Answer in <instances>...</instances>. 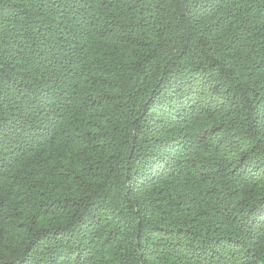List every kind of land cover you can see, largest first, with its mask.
Segmentation results:
<instances>
[{
    "label": "trees",
    "instance_id": "1",
    "mask_svg": "<svg viewBox=\"0 0 264 264\" xmlns=\"http://www.w3.org/2000/svg\"><path fill=\"white\" fill-rule=\"evenodd\" d=\"M0 264H264V0H0Z\"/></svg>",
    "mask_w": 264,
    "mask_h": 264
}]
</instances>
